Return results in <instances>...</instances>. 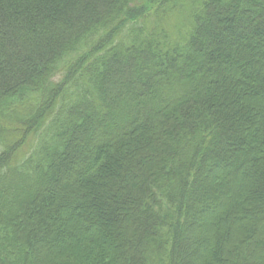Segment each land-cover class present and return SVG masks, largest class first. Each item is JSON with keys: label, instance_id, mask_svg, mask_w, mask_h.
I'll return each instance as SVG.
<instances>
[{"label": "trees", "instance_id": "obj_1", "mask_svg": "<svg viewBox=\"0 0 264 264\" xmlns=\"http://www.w3.org/2000/svg\"><path fill=\"white\" fill-rule=\"evenodd\" d=\"M0 264H264V0H0Z\"/></svg>", "mask_w": 264, "mask_h": 264}, {"label": "rangeland", "instance_id": "obj_2", "mask_svg": "<svg viewBox=\"0 0 264 264\" xmlns=\"http://www.w3.org/2000/svg\"><path fill=\"white\" fill-rule=\"evenodd\" d=\"M22 126H24V125H22ZM30 149H31V148H28V149H26V150L30 153Z\"/></svg>", "mask_w": 264, "mask_h": 264}]
</instances>
